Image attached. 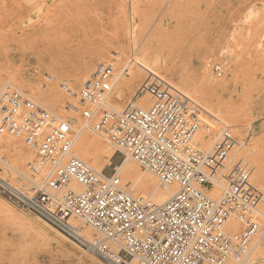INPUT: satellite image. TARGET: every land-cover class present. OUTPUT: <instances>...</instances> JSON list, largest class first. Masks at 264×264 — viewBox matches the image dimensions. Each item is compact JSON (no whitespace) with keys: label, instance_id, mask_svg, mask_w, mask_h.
<instances>
[{"label":"built area","instance_id":"1","mask_svg":"<svg viewBox=\"0 0 264 264\" xmlns=\"http://www.w3.org/2000/svg\"><path fill=\"white\" fill-rule=\"evenodd\" d=\"M113 65V58L96 63L77 91L60 85L78 101L77 106L67 101L62 107L78 112L92 132L162 185L175 186L171 197L154 205L130 196L115 172L99 174L72 155L67 122L18 91L0 94V138H24L34 153L28 171L37 179L33 194L26 196L0 178V194L93 254L113 258L108 243L115 244L118 264H247L264 230L262 193L251 184L246 165L235 164L223 174L236 145L229 127L153 75L143 85L152 98L148 107L130 102L115 111L107 102ZM221 70L213 66L215 74ZM200 129L215 139L206 151L193 144ZM212 186L222 192L218 199L207 195ZM232 217L241 226L235 236L225 231ZM86 227L101 239L83 240L80 232Z\"/></svg>","mask_w":264,"mask_h":264},{"label":"rangeland","instance_id":"2","mask_svg":"<svg viewBox=\"0 0 264 264\" xmlns=\"http://www.w3.org/2000/svg\"><path fill=\"white\" fill-rule=\"evenodd\" d=\"M143 46L149 65L145 81L153 74L205 94L200 102L212 118L227 119L223 124L235 139V132L249 136L262 180L261 187L252 185L264 197V0H0V94L24 91L34 102L59 110L71 100L60 85L77 91L83 74L116 57L131 58L137 66ZM204 62L225 83L224 91L214 95L200 82ZM215 65L221 66L220 75L213 72ZM125 94L138 102L131 91ZM111 151L102 172L107 176L125 159L114 147ZM0 177L31 186L3 165ZM0 201L18 213L31 211L1 194ZM9 220L0 211V264H96L82 254L85 247L58 229L76 245L53 235L46 240Z\"/></svg>","mask_w":264,"mask_h":264},{"label":"bare ground","instance_id":"3","mask_svg":"<svg viewBox=\"0 0 264 264\" xmlns=\"http://www.w3.org/2000/svg\"><path fill=\"white\" fill-rule=\"evenodd\" d=\"M144 47L145 46H143V48ZM137 57L139 58L136 60L134 59L135 62L137 63V66H133L132 63L133 60L131 58L127 61H123L121 58L117 59L116 57L114 60L113 66L114 69L116 70V74L111 84V91L109 92L107 102L117 112H119L118 108L120 109L121 112L122 111L121 109L125 108V105H127L130 102H133L141 107H146V106L148 107L149 104H151L152 102L151 96L149 94L142 92L145 81L144 77L146 75L145 73L148 70L147 68H149L148 61H146V57H147L146 49L144 48L143 50H140V52L137 54ZM154 65H157V63H155ZM209 67L210 64L207 62H204L201 65L199 69L200 72L199 80L206 87L205 89L208 92H211L215 95L219 91H224L226 85L223 82H218L212 76ZM92 69L93 68L89 69L85 74H83L80 77V80H78V84H76V87H79V84L81 85L83 84V82L91 74ZM148 72H150V70ZM220 73L216 75H220ZM164 82H166L176 91L184 94L194 102L198 103L203 108V110L207 112V110L202 106L200 102L204 100L205 94L202 93L199 94L197 91L190 93L189 91H185V89L182 88V86H178V85L174 86L172 82H170L169 80H165ZM127 91H131V93H133L134 96H136V98H139L138 102L134 100L133 101L130 100L131 95L125 94V92ZM21 93L28 97V94H26V92L21 91ZM69 102L75 104L76 106L78 105V101L76 99H74V101L70 100ZM38 104L45 110H48L49 112L55 114V116L59 118V120H63L70 125V129L73 135V144L71 148L72 155L80 159L81 161L85 162L97 173L103 174L102 173L103 169L106 165L109 164V159L112 156L111 148H113V145L111 144V142H109L108 139L102 138L98 134L92 132L90 126L84 122V120L81 118L79 114L75 116L74 111L72 110L66 111L63 107L59 110L56 109L50 110L49 108L43 106V104L40 103ZM113 106L114 107L117 106L118 108L116 107L117 108L116 109ZM74 117H76L75 121H74ZM216 119L221 123L227 122V119H221L219 118V116L216 117ZM94 134H96L97 136ZM235 134L237 136V138L235 139L236 145L229 153L227 157V162L222 172L223 174H226V172L235 164L243 163L242 165H246L250 169L251 184H255L261 187L262 184V180L260 178L261 170L258 164L253 160V154H254L253 143L252 144L249 143L251 141V139H249V136L243 137L242 135H239L236 132ZM98 136L101 137L103 141H100L99 140L100 138ZM214 140L215 139L213 135L211 136L210 133L207 134L203 129H200L193 138V144L196 145L200 150L206 151L211 147ZM31 157L33 158L29 162H31L34 159V153L25 144L24 138L22 136H13L7 134L0 138V165H3L4 167L10 169L13 174L20 176V178H22L23 180H29L27 179L26 176L27 174L25 171L28 170L27 167L29 164L28 160ZM102 160L105 162L104 165L96 164V162L98 161L101 162ZM131 160L132 159L129 156H125V159L114 168L115 175L116 176L118 175L117 177L118 178L120 177L123 181V184L121 182L122 187L133 198L149 200L154 205H161L165 203L171 197V195L176 191V187L175 186L165 187L159 182V180L151 172H149L147 169H145L135 161L133 160L131 161ZM23 173H25L26 175ZM30 177L31 178L29 181L31 186L28 185L29 182L24 186H19L18 184L15 183V180L9 182L2 177L0 178L6 183H8L10 186L15 188L16 190L22 192L26 196H30V194L34 192L35 183L37 179L36 177L31 176V174ZM220 184H223V180L220 181ZM213 187L217 188L216 186L209 187L206 191V192L209 191V195L208 193L207 195L212 199H218L222 192L220 194L217 191L212 192L211 189ZM146 194L147 197L144 196ZM261 203H262L261 204L262 209L264 211L263 195H262ZM0 211L3 214H5L8 219L15 222V224L17 223L18 225L26 229L33 230V232H36L46 240L48 239L53 240L52 238L53 235L63 242L68 240L72 244L76 245L74 242L67 239L64 235H62V233H60L52 225H50L42 218H40L38 215L32 213L31 211L27 210L24 213H18L3 201H0ZM260 214L264 218L263 215L264 213L263 214L260 213ZM39 225L46 228V231L39 228ZM240 228L241 226L239 221L236 218L232 217L228 220L225 226V231L227 234L231 236H235L236 234L239 233ZM80 236L83 240L87 242H94V241L96 242L101 239V237L94 230L88 227L84 228L80 232ZM108 246L113 258H103L99 255L86 251L85 249H81V252L85 257H87L89 260H91L96 264H118L119 260L115 257L118 252V247L112 243H108ZM130 264H134V262H131ZM247 264H264V230L257 237V240H255L253 249L251 250L248 256Z\"/></svg>","mask_w":264,"mask_h":264}]
</instances>
